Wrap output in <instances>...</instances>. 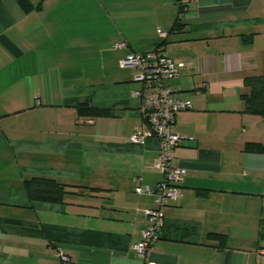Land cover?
Returning <instances> with one entry per match:
<instances>
[{"label":"crops","instance_id":"0c3cea01","mask_svg":"<svg viewBox=\"0 0 264 264\" xmlns=\"http://www.w3.org/2000/svg\"><path fill=\"white\" fill-rule=\"evenodd\" d=\"M162 43L193 107L174 127L184 195L148 258L264 264V116L242 98L264 76V0H1L0 264H144L135 246L158 195L135 186L162 180L159 142L130 140L150 127L137 70L119 61ZM34 177L64 184L63 199L32 198Z\"/></svg>","mask_w":264,"mask_h":264},{"label":"built area","instance_id":"2783aa9c","mask_svg":"<svg viewBox=\"0 0 264 264\" xmlns=\"http://www.w3.org/2000/svg\"><path fill=\"white\" fill-rule=\"evenodd\" d=\"M158 36L166 39L168 32L159 28ZM120 41L113 48L127 46ZM121 67H133L137 70L134 80L141 83L135 96L142 99L141 112L144 121L149 125L148 132H136L131 142L142 144L147 137L154 136L159 142V154L155 167L161 171L163 178L155 188L142 183L137 177L135 191L141 194L156 193L158 198L152 209H147L149 224L143 231L142 241L135 246L144 264H155L148 258V253L161 236L164 224L163 208L175 203L183 197L182 184L186 176L185 167L174 164V150L180 144L182 136L175 131L177 114L193 107L189 99L180 97L170 85V81L178 76L179 65L168 55L164 46H157L147 52H132L120 59ZM62 262H68L69 256L60 252Z\"/></svg>","mask_w":264,"mask_h":264},{"label":"trees","instance_id":"16d2710c","mask_svg":"<svg viewBox=\"0 0 264 264\" xmlns=\"http://www.w3.org/2000/svg\"><path fill=\"white\" fill-rule=\"evenodd\" d=\"M20 1L26 3L27 0ZM177 26L179 28V23H177L176 28ZM166 41L167 38L163 40V43H166ZM163 43L158 46H163ZM245 84L250 89L249 93L242 95V98L246 104L245 110L250 113L264 116V76L247 77L245 79ZM79 112L81 114L87 113L89 115L100 113V111L92 109V107L86 106L84 104L79 106ZM246 148L249 150H262V146L255 143L247 144ZM26 188L32 198H43L60 201L63 199L65 193L64 184L56 181L55 179L45 177H34L27 180Z\"/></svg>","mask_w":264,"mask_h":264}]
</instances>
